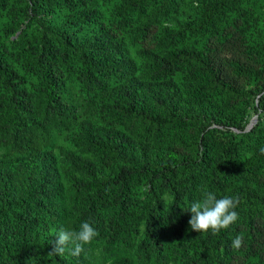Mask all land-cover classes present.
I'll return each instance as SVG.
<instances>
[{"label":"trees","instance_id":"obj_1","mask_svg":"<svg viewBox=\"0 0 264 264\" xmlns=\"http://www.w3.org/2000/svg\"><path fill=\"white\" fill-rule=\"evenodd\" d=\"M23 1L11 6L0 0V264H232L234 255L245 262L257 250V218L264 220V127L245 131L241 106L250 92L264 90V62L260 70L241 69L257 78L244 91L193 47L138 63L127 51V39L136 34L127 27L129 36L116 35L96 6L112 0ZM123 1L113 6L130 3ZM236 4L200 0L196 11L203 17L194 29L217 25L229 8L247 19L249 7ZM132 6L122 12L124 24ZM225 23L211 36L231 40ZM185 33L181 26L167 37ZM73 81L87 117L79 116L67 87ZM123 114L145 122L143 138L128 131L131 123L119 127ZM70 119L82 128L84 148L61 149L49 132ZM209 122L240 132L207 127ZM189 123L201 131L198 157L192 156L195 138L160 137ZM237 167L254 174L255 182L230 189ZM197 180L202 190L196 197L211 191L218 199L238 200L236 223L218 234L190 229L187 211ZM142 184L157 185L171 198L165 203L157 196L143 205L141 195L150 189ZM137 217L145 229L138 243L132 235ZM85 221L97 235L79 256L67 249L49 255L59 228L78 231ZM237 235L243 236L240 249L231 246ZM250 264H264V257Z\"/></svg>","mask_w":264,"mask_h":264},{"label":"rangeland","instance_id":"obj_2","mask_svg":"<svg viewBox=\"0 0 264 264\" xmlns=\"http://www.w3.org/2000/svg\"><path fill=\"white\" fill-rule=\"evenodd\" d=\"M117 0L111 2H99L96 6L100 9L102 20L112 25L116 35L121 36L123 32L130 31L132 34H136L135 39H127L128 53H130L138 63H146L152 58V55L159 54L163 55L166 51L173 48H186L193 47L200 55H204L205 58L210 57L217 70L221 75L232 79V81L244 91L252 90L257 82V78L254 74L241 73V69L245 66L252 69L258 68L264 62V0H237L236 4L238 7H249L248 18L245 19L243 16H239L236 12L238 9L229 8L227 10V16L220 22H216L212 26L211 23L205 25V30L199 33V30L194 29V25H197L198 19L203 17L201 11H196V7L199 8L198 3L200 0H163L159 3V0H124L123 2L130 1L128 4H113ZM203 1V0H201ZM8 5H24L23 0H7ZM131 7L129 12V25L124 24L125 19L122 17V12L127 7ZM127 10V9H126ZM239 11V10H238ZM248 20L244 23L243 20ZM225 28L232 33V39L227 35V40L218 36L216 33L211 36L212 32H218V29L222 28L224 22ZM147 25H144V23ZM181 26L186 27V33L184 37L173 40L167 37V31H176ZM131 28L130 29H127ZM130 30V31H128ZM228 31V32H229ZM137 32V33H136ZM226 36V33H223ZM223 35V36H224ZM211 36V37H210ZM219 37V38H218ZM196 40V41H194ZM176 79L179 83L183 82L182 74L177 73ZM67 87L72 90V94L76 97L79 108V116L81 118L89 115L86 110L85 102L81 96H77L76 89L78 82H68ZM264 96V90L259 93L250 92L247 96V104L241 106L243 116L240 117L242 124H244V130L250 122L252 117H256L253 125L264 127V109L261 107V103L264 99L260 96ZM124 116L123 124L119 126L121 129L124 124H132L128 131L137 138H143L145 131V122L140 119L127 115ZM197 125L201 121L196 122ZM207 127L218 126L222 130H230L234 133H239V128L230 126L229 124H217L215 122H209ZM82 128L80 124L73 119H70L67 124L61 128L53 124L50 126L49 132L55 138V142L64 148H84L85 143L83 138L80 137ZM227 130V131H228ZM163 135L160 136L166 141H175L178 135H186L189 138H195L196 143L195 151L192 156L198 157L202 150L199 147V134L201 131L196 128L195 125L189 123L185 128H182L176 132L174 130H164ZM239 135L235 137L238 140ZM249 156V153L246 154ZM235 179L229 185V188H239L243 185L253 184L255 182L254 174H248L247 170L242 167H237L235 173ZM149 188L148 184H142V188ZM146 193L141 196L142 204H148L158 196L161 201L167 203L171 198V195L166 190H161L159 186L154 185L149 188ZM192 192L194 193L191 197L193 200L190 204L196 200L201 199L196 197V191L202 190V182L197 180L192 185ZM256 210V209H255ZM259 222L258 229L254 232L253 243L254 247L257 248L256 252H250L247 256L246 261H243V257L234 255L232 264H250L251 262H258L264 257V220L257 218ZM133 225V240L137 243L142 238L145 232L144 221L140 217L135 218L132 221ZM248 261V262H247Z\"/></svg>","mask_w":264,"mask_h":264},{"label":"clouds","instance_id":"obj_3","mask_svg":"<svg viewBox=\"0 0 264 264\" xmlns=\"http://www.w3.org/2000/svg\"><path fill=\"white\" fill-rule=\"evenodd\" d=\"M264 154V148L260 149ZM238 200L229 196L217 198L215 193L206 191L203 198L191 203L187 212L191 213L188 224L192 231L201 233L212 231L218 234L222 229H228L239 219L235 211ZM52 251L49 255H63L67 249L71 255L79 256L84 251V246L90 244L97 235L92 225L82 222L78 231L59 228L55 234ZM243 245V236L237 235L231 243L234 249H240Z\"/></svg>","mask_w":264,"mask_h":264},{"label":"water","instance_id":"obj_4","mask_svg":"<svg viewBox=\"0 0 264 264\" xmlns=\"http://www.w3.org/2000/svg\"><path fill=\"white\" fill-rule=\"evenodd\" d=\"M256 117L257 116L251 118L250 122L248 123V126L246 127L247 130H249V128L253 125L256 120Z\"/></svg>","mask_w":264,"mask_h":264}]
</instances>
